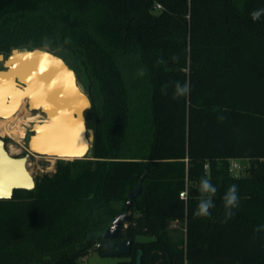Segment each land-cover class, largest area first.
Wrapping results in <instances>:
<instances>
[{
    "label": "trees",
    "instance_id": "obj_1",
    "mask_svg": "<svg viewBox=\"0 0 264 264\" xmlns=\"http://www.w3.org/2000/svg\"><path fill=\"white\" fill-rule=\"evenodd\" d=\"M261 8L264 0H0V54L62 57L82 79L94 131L89 157L56 159L33 189L0 199V264H80L101 253L144 172L119 238L157 240L133 243L117 264H135L139 249L140 264H264V16H250ZM176 81L190 92L173 99ZM232 158L247 159L244 174L229 173ZM202 177L217 187L207 217L194 215ZM232 184L238 206L226 219Z\"/></svg>",
    "mask_w": 264,
    "mask_h": 264
},
{
    "label": "water",
    "instance_id": "obj_2",
    "mask_svg": "<svg viewBox=\"0 0 264 264\" xmlns=\"http://www.w3.org/2000/svg\"><path fill=\"white\" fill-rule=\"evenodd\" d=\"M34 52L46 55L43 68H40L42 72H38L37 77L42 76L45 81L51 79L53 83L57 79L60 81L62 93L67 95L73 104L70 106L71 119L69 120V125L67 121L59 122V115H56V111L49 113L48 108L44 107L42 102L35 101L33 98L31 100L30 94L33 95L34 93L23 94L21 99L25 100L26 107L31 109V112L39 111L43 119H49L50 121L48 123H32L27 139V152L21 157L11 155L5 147L4 140L0 137V193H2L0 199L11 198L14 190L17 189L31 190L34 188L35 178L27 169V159L31 154L65 160L87 158L91 154L94 131L87 128L85 119V111L90 108L91 102L84 85L78 80L75 71L69 67L62 57L46 48H13L7 55L0 54V62L3 66V69H0V76L13 70L11 68L16 62L20 67L16 68L17 71L15 70L10 78L12 84L16 89L22 90V92L28 90L27 79L23 75L28 71L27 77L34 82L36 81V79H33L34 76H32V68L36 67L39 59L35 58L36 55H30ZM23 53L27 56L19 58L18 62L13 61V56ZM20 59H25L26 63L22 64ZM28 63L35 65L30 66ZM20 70H24V74L20 73ZM34 85L36 86L37 84ZM145 173H142L134 189L128 193L127 200L124 202L125 210H121L114 216L103 233L105 238L112 241L97 244L98 248L104 249L101 252L102 255L126 256L131 253L133 243L148 244L157 240L155 236L147 235H136L133 240L130 238H119L121 228L129 220L128 208L131 201L140 194L141 181ZM141 256L142 250L139 249L135 264L141 263Z\"/></svg>",
    "mask_w": 264,
    "mask_h": 264
},
{
    "label": "bare ground",
    "instance_id": "obj_3",
    "mask_svg": "<svg viewBox=\"0 0 264 264\" xmlns=\"http://www.w3.org/2000/svg\"><path fill=\"white\" fill-rule=\"evenodd\" d=\"M30 55H36L35 58H38L39 60L36 64V67L34 66V68H32L33 71L32 76H34L33 79H36L35 82L31 78L27 77L28 71L26 66L25 68L27 72L25 71L26 72L25 74H24L25 68H23L24 69L23 71L20 70V73L24 74L23 76L27 79L28 90L22 92V90L16 89L10 79L12 74H14L13 72H15V70L17 71L16 68L20 67L18 63L15 62L16 65L14 64V66L11 68L13 70H10L9 73L0 76V114L4 116L0 118V134H6L8 136H13V137L16 136L19 137V139L25 136V130H23L24 128L22 129L21 127H19V121H16L14 125L11 124L12 121L14 120L11 117V114H13L16 108L19 106V102L24 93H28V94H30L31 92L34 93L33 95L30 94L31 100L33 98V100L35 101L42 102L44 104V107L48 108L49 113L56 111V115H59V122L67 121L68 125H69V120L71 119L70 106L73 105L69 97L62 93L60 87V81L58 79L56 80L55 83H53L51 79H47L45 81L42 78V76L37 77V73L42 72L40 68H43L46 55L38 52H34L33 54ZM25 56L27 55L24 53L17 54L15 55V57L13 56L14 58L12 57V59L13 61H17L19 58ZM20 61H22V64L26 63L25 59L22 60L20 59ZM28 65L33 66L35 64L28 63ZM34 84L37 85L35 86ZM29 90L31 91L29 92ZM21 104H23V102ZM30 110L31 109H29V112L31 113ZM38 117L40 116L38 115ZM49 121H50L49 119L37 118V119H33L32 123H41V122L48 123ZM49 158L53 159V157H49Z\"/></svg>",
    "mask_w": 264,
    "mask_h": 264
},
{
    "label": "rangeland",
    "instance_id": "obj_4",
    "mask_svg": "<svg viewBox=\"0 0 264 264\" xmlns=\"http://www.w3.org/2000/svg\"><path fill=\"white\" fill-rule=\"evenodd\" d=\"M0 69H3L1 62H0ZM79 81L81 82L82 79H80ZM21 105L23 106V108ZM21 105L13 114H11V117L14 119L11 124L14 125L16 121H19V127H21L22 129L24 128L23 130H25V136L19 139V137L16 136L13 137V136H8L6 134H0V137L5 142V147L7 151L11 155L17 157L24 156V154L27 152V139H28V135L30 134L29 129L32 125L33 119H37V118L43 119V116L40 112L32 111L30 113L25 109L26 108L25 100ZM38 115L40 117H38ZM55 161H56L55 158L51 159L47 156L31 154L27 159V169L30 171L33 177L36 178L38 175H41L43 173H52L55 169ZM179 228H180L179 223H171L170 225L171 230L179 229ZM123 258H124L123 256L102 255L97 250L92 249L89 251L87 255L81 257L80 264H117L118 261L123 260Z\"/></svg>",
    "mask_w": 264,
    "mask_h": 264
},
{
    "label": "clouds",
    "instance_id": "obj_5",
    "mask_svg": "<svg viewBox=\"0 0 264 264\" xmlns=\"http://www.w3.org/2000/svg\"><path fill=\"white\" fill-rule=\"evenodd\" d=\"M250 16L253 21L259 20L261 16H264V8L252 11ZM167 87L165 85L163 88L165 95L167 94ZM174 89L173 99H177L186 96L190 92V85L187 81L184 84L176 81L174 82ZM199 191L201 198L199 199L194 215L197 217H207L211 215L210 209L214 207L213 197L217 192V187L211 183L208 177H202L199 183ZM222 200L225 206L226 219L231 218L234 215L233 209L238 206V188L235 184L229 186Z\"/></svg>",
    "mask_w": 264,
    "mask_h": 264
},
{
    "label": "built area",
    "instance_id": "obj_6",
    "mask_svg": "<svg viewBox=\"0 0 264 264\" xmlns=\"http://www.w3.org/2000/svg\"><path fill=\"white\" fill-rule=\"evenodd\" d=\"M156 7L160 8L161 6L157 4ZM205 167H207V164L205 165ZM246 168H247V159L232 158L229 160L228 171L231 175L244 174ZM181 195L183 196L184 193H182Z\"/></svg>",
    "mask_w": 264,
    "mask_h": 264
},
{
    "label": "flooded vegetation",
    "instance_id": "obj_7",
    "mask_svg": "<svg viewBox=\"0 0 264 264\" xmlns=\"http://www.w3.org/2000/svg\"><path fill=\"white\" fill-rule=\"evenodd\" d=\"M22 102H24L23 99L20 100V102H19V106L21 105ZM19 106L16 108V110L19 108ZM25 109H26L27 111H29V108L26 107ZM16 110H15V111H16ZM15 111H14V112H15ZM0 116H3V115L0 114ZM0 118H2V117H0ZM111 241H112V240H111Z\"/></svg>",
    "mask_w": 264,
    "mask_h": 264
},
{
    "label": "snow or ice",
    "instance_id": "obj_8",
    "mask_svg": "<svg viewBox=\"0 0 264 264\" xmlns=\"http://www.w3.org/2000/svg\"><path fill=\"white\" fill-rule=\"evenodd\" d=\"M0 195H2V193H0Z\"/></svg>",
    "mask_w": 264,
    "mask_h": 264
}]
</instances>
